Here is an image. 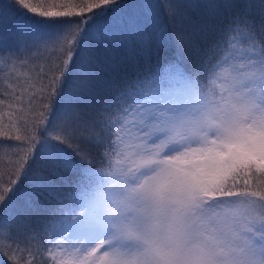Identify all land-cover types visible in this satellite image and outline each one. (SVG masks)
Masks as SVG:
<instances>
[{"label": "snow or ice", "instance_id": "1", "mask_svg": "<svg viewBox=\"0 0 264 264\" xmlns=\"http://www.w3.org/2000/svg\"><path fill=\"white\" fill-rule=\"evenodd\" d=\"M22 54L52 63L0 264H264V192L230 190L264 176V0H0Z\"/></svg>", "mask_w": 264, "mask_h": 264}, {"label": "trees", "instance_id": "2", "mask_svg": "<svg viewBox=\"0 0 264 264\" xmlns=\"http://www.w3.org/2000/svg\"><path fill=\"white\" fill-rule=\"evenodd\" d=\"M35 51L33 49V52ZM170 57L171 52L165 44L160 50V59L166 63ZM20 59H27V63L18 64L14 70L0 65L2 69L0 70V178L3 181L8 180L9 173L13 169V165L8 162L17 160L18 154L23 155L27 147L25 137L30 134L35 121L39 119V113L43 111L41 105L45 101L41 100L38 89L41 87V81L47 83V77L41 72L43 70L44 73H48L52 63L51 60L45 59L44 55L28 59L22 54ZM153 63L155 64V58ZM17 136L20 140L16 139ZM246 180L249 181L247 185L244 183ZM237 181L236 186L230 188L231 191L264 192V176L255 173L250 176L242 175L237 177ZM35 199L41 202L37 204L40 215L46 216L47 209L51 208L54 202L49 203L43 195H37ZM253 199L258 200V198ZM242 200L243 198L237 203ZM252 207L255 209L252 210L254 214L257 212L264 214L256 206ZM3 260L4 258L0 257V262Z\"/></svg>", "mask_w": 264, "mask_h": 264}, {"label": "rangeland", "instance_id": "3", "mask_svg": "<svg viewBox=\"0 0 264 264\" xmlns=\"http://www.w3.org/2000/svg\"><path fill=\"white\" fill-rule=\"evenodd\" d=\"M231 182V181H230ZM240 204H242V205H245V204H247V201H245V200H242L241 202H240ZM252 210H255L253 207H251L250 208V211L251 212H253ZM254 213V212H253Z\"/></svg>", "mask_w": 264, "mask_h": 264}]
</instances>
